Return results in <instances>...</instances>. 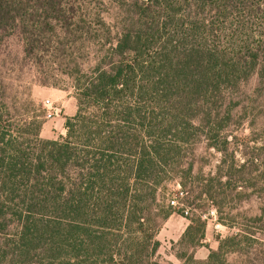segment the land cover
I'll return each mask as SVG.
<instances>
[{
  "label": "trees",
  "instance_id": "16d2710c",
  "mask_svg": "<svg viewBox=\"0 0 264 264\" xmlns=\"http://www.w3.org/2000/svg\"><path fill=\"white\" fill-rule=\"evenodd\" d=\"M16 35L25 61L60 55L77 113L43 138L44 112L0 72V264H160L173 181L195 211L178 259L197 264L188 251L206 236L194 194L235 228L220 200L264 181V160L247 177L231 141L237 89L264 76V0H0V51ZM201 142L222 157L208 176ZM252 227L201 264L255 240Z\"/></svg>",
  "mask_w": 264,
  "mask_h": 264
},
{
  "label": "rangeland",
  "instance_id": "374dc122",
  "mask_svg": "<svg viewBox=\"0 0 264 264\" xmlns=\"http://www.w3.org/2000/svg\"><path fill=\"white\" fill-rule=\"evenodd\" d=\"M103 2L105 7L107 4V7L112 9L120 3V0H103ZM106 18L112 23L111 16ZM113 18L115 23L118 17L113 15ZM56 56L46 55L41 62L35 57L25 61L23 42L18 35L7 38L0 51V72L9 87L13 88L12 92L18 94V98L19 96L26 98L25 94H29L37 107L44 112L45 124L42 137L46 139H58L64 136L66 119L77 113V100L72 83L59 75L66 65L62 62V58L58 57L60 55ZM42 80H48L49 84H43ZM55 83L57 86L54 85ZM236 93L235 98L239 105L234 111V120L239 124L231 127L235 133L231 141L235 150V162L238 166L245 164L244 171L248 177L257 173L256 168L251 165L252 160L255 158L260 162L264 160V76H259L257 72L248 82L241 84ZM49 114L52 116L48 117ZM196 157L195 173L202 170L204 176L216 173L222 158L202 142L197 147ZM260 172L262 168L259 169ZM167 185L172 193L173 201L170 204L174 210L158 234L161 243L158 262L188 264L178 259L177 254L180 249L177 244L190 225L195 211L182 200L180 193L182 189L177 181ZM242 192L245 194L238 195L237 191L229 192L228 199L224 198V202L220 200V208L225 212L224 216L229 215L235 228L220 223L216 209L207 202L206 197H202L199 193L194 194L196 204L201 206L207 219L205 240L201 246L195 249L191 247L188 251V257L193 255L197 264L207 261L211 251H218L222 240L242 233L243 230H250L252 226L257 228L256 239L249 241L242 239L243 244L240 249L237 247L230 253H222L216 264H264V181L257 188H248ZM254 218L259 219L255 221ZM238 239L241 240V237Z\"/></svg>",
  "mask_w": 264,
  "mask_h": 264
},
{
  "label": "built area",
  "instance_id": "2783aa9c",
  "mask_svg": "<svg viewBox=\"0 0 264 264\" xmlns=\"http://www.w3.org/2000/svg\"><path fill=\"white\" fill-rule=\"evenodd\" d=\"M51 116H52V114H49V115H48V117H51Z\"/></svg>",
  "mask_w": 264,
  "mask_h": 264
}]
</instances>
